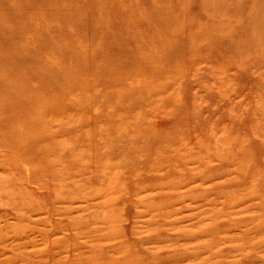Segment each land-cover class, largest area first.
Returning <instances> with one entry per match:
<instances>
[{
    "label": "rangeland",
    "instance_id": "obj_1",
    "mask_svg": "<svg viewBox=\"0 0 264 264\" xmlns=\"http://www.w3.org/2000/svg\"><path fill=\"white\" fill-rule=\"evenodd\" d=\"M0 264H264V0H0Z\"/></svg>",
    "mask_w": 264,
    "mask_h": 264
}]
</instances>
